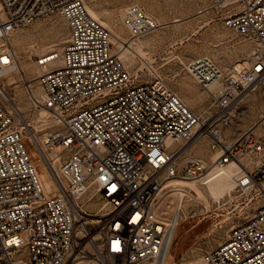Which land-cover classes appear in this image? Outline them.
Instances as JSON below:
<instances>
[{"label":"built area","instance_id":"1","mask_svg":"<svg viewBox=\"0 0 264 264\" xmlns=\"http://www.w3.org/2000/svg\"><path fill=\"white\" fill-rule=\"evenodd\" d=\"M91 1L0 0V264H157L173 220L164 210L171 181L230 164L238 165L231 197L258 206L200 264H264V144L255 134L264 116L234 141L222 132L264 84V0H220L236 4L224 26L253 43L244 64L228 73L208 56L184 65L210 97L205 117L157 69L147 68L145 81L129 70ZM54 14L67 22L66 45L39 58L35 85L20 77L34 110L49 114L34 123L48 127L39 135L6 80L17 70L14 35ZM122 24L130 48L160 26L137 5L125 8ZM198 137L208 139L210 165L190 157L180 166Z\"/></svg>","mask_w":264,"mask_h":264},{"label":"rangeland","instance_id":"2","mask_svg":"<svg viewBox=\"0 0 264 264\" xmlns=\"http://www.w3.org/2000/svg\"><path fill=\"white\" fill-rule=\"evenodd\" d=\"M130 5L141 7L147 15L159 23L154 33L142 37L132 48L123 43L130 35L122 24L125 8ZM236 4L220 0H92L89 8L96 12L113 35L114 49L132 73L139 71L141 81L148 76L147 68L157 69L187 106L201 116L209 113L210 97L194 78L184 70L188 62L203 56L210 57L225 73L244 62L253 50V43L224 26V14ZM69 36L67 22L60 14L36 21L33 25L17 32L11 45L16 54L17 65L35 85L39 58L57 51L60 53ZM20 71L8 76L6 85L23 115L30 123L37 119H49L44 109L34 110L25 86L21 83ZM264 116V84L251 92L242 103V116L231 125L223 127L227 140L234 141ZM42 135L48 127L35 125ZM256 137L264 144V123L255 130ZM26 139H28L27 134ZM31 155L39 169L40 161L31 148ZM208 139H199L178 161L183 166L185 159L201 158L211 163ZM264 158V154L263 157ZM41 179L47 181L46 171L41 169ZM200 190L184 195L170 192L164 210L169 219L175 218L172 241L165 264H200L203 254L224 243L235 224L251 213L258 204L244 208V199L232 198V191L219 199L212 195L198 180H185ZM104 203L100 202L99 207ZM172 227V228H173Z\"/></svg>","mask_w":264,"mask_h":264},{"label":"bare ground","instance_id":"3","mask_svg":"<svg viewBox=\"0 0 264 264\" xmlns=\"http://www.w3.org/2000/svg\"><path fill=\"white\" fill-rule=\"evenodd\" d=\"M89 12L94 18L99 20L98 15L96 14L95 11H93L91 8H89ZM54 53H58V52L55 51ZM49 55H51V54H49ZM16 71H20V73H22V76H25L23 74V69L20 68L18 65H17ZM12 83H14V82H11L10 85H12ZM14 105L22 113L21 118L23 120H25L26 118L23 115L21 108L15 102V100L13 102V106ZM25 130H26L27 134L31 137L32 136V130H31L29 125L25 127ZM199 139H200V137L197 138V140H199ZM41 169L45 170V168L42 164H40V166H39V169H38L39 173H41ZM237 169H238V165L230 164L225 169H223L221 171L213 170V171L209 172L208 174H206L203 178H201L198 181L201 182V184L212 195V197L214 199H219L224 194L232 191V189L234 188L233 175ZM169 187H170V191L172 193H181L182 195H184L190 191H197L198 193H200V190L198 188H196L193 185V183L186 182L185 180H182V179H175V180L171 181V183L169 184ZM175 218H178V217L175 216ZM175 218H173V220ZM173 220H172V222H173ZM172 222H171V227H170V235H169V239L167 241V246H166V250H165V255H164L163 259L157 264H165V262H166V255L168 252L169 245L172 241L173 231L175 230V228L178 225V222H177L173 227Z\"/></svg>","mask_w":264,"mask_h":264}]
</instances>
